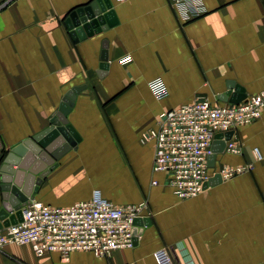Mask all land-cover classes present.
<instances>
[{"label":"crops","instance_id":"obj_1","mask_svg":"<svg viewBox=\"0 0 264 264\" xmlns=\"http://www.w3.org/2000/svg\"><path fill=\"white\" fill-rule=\"evenodd\" d=\"M92 1L0 0V169L10 149L48 128L64 96L84 86L66 116L79 140L45 167L33 200L67 207L97 190L116 206L143 204L148 224L132 248L109 257L38 258L28 245H5L0 264H156L161 248L175 264H264V108L231 133L241 154L225 144L214 154L210 183L197 197L178 199L168 176L152 170L153 142H141L166 110L198 100L228 104L220 99L228 82L245 99L264 93V0H202L205 14L187 23L169 0H109L113 26L75 42L64 20ZM103 42L107 68L98 75ZM153 79L164 83L166 99L150 93ZM245 165L251 169L214 178L224 166Z\"/></svg>","mask_w":264,"mask_h":264},{"label":"built area","instance_id":"obj_2","mask_svg":"<svg viewBox=\"0 0 264 264\" xmlns=\"http://www.w3.org/2000/svg\"><path fill=\"white\" fill-rule=\"evenodd\" d=\"M169 2L183 23L206 12L202 0ZM130 60V57H124L120 62L127 64ZM157 82L159 87H156ZM148 89L156 100L168 96L161 79L149 81ZM263 108L264 93H260L238 104L217 105L198 100L164 111L156 128L147 130L141 137L142 143L153 142V172L168 176L167 185L178 199L197 197L204 192L209 179L207 160L212 153L214 136L252 124L260 117ZM225 151L239 155L242 147L235 139H230L225 142ZM253 153L256 160L261 159L257 149ZM249 169V165L224 166L219 175L221 179H229ZM143 211V204L116 206L97 190L92 192L89 201L67 207L49 206L31 199L20 208L19 221L0 227V250L5 245H28L38 258L57 253L65 260L73 252L109 257L118 249L134 246L132 222ZM153 257L156 264H175L165 248L156 250Z\"/></svg>","mask_w":264,"mask_h":264},{"label":"water","instance_id":"obj_3","mask_svg":"<svg viewBox=\"0 0 264 264\" xmlns=\"http://www.w3.org/2000/svg\"><path fill=\"white\" fill-rule=\"evenodd\" d=\"M114 23L115 17L111 11L109 0H93L89 4L71 11L64 20L65 28L75 42L99 34L112 27ZM106 44V42L102 43L98 75H101L107 68ZM226 86L227 92L221 95L220 99L230 104H238L245 99L242 88L234 86L232 82H228ZM83 89L84 86L73 87L64 96L58 112L50 121V126L10 149L4 157L0 169V190L3 199L0 221L6 220L3 226H8L21 219L20 208L33 199V194L48 173L45 167L53 169L55 161L70 148H73L79 140L78 135L68 124L66 116L73 105L76 94ZM231 133L232 131L218 133L214 139L224 138L225 141H228ZM224 144L222 142L221 148L214 146L211 148L212 153L208 157L207 166H212L214 154L222 151ZM34 157H37L35 162L33 161ZM13 166H18L19 171H15ZM20 170H27L28 173L23 175ZM214 178L221 179L219 174ZM209 183L210 180L207 181L204 188ZM142 216L135 218L132 222L133 243L141 232L142 226L148 224V220L142 219Z\"/></svg>","mask_w":264,"mask_h":264},{"label":"clouds","instance_id":"obj_4","mask_svg":"<svg viewBox=\"0 0 264 264\" xmlns=\"http://www.w3.org/2000/svg\"><path fill=\"white\" fill-rule=\"evenodd\" d=\"M160 85H159V82H157V85H156V87H159ZM161 91H164V89L163 88H161Z\"/></svg>","mask_w":264,"mask_h":264}]
</instances>
